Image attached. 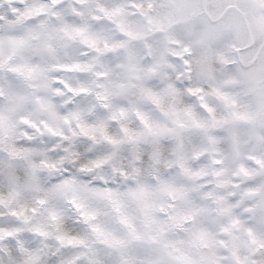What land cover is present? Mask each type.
Here are the masks:
<instances>
[{
  "label": "snow or ice",
  "instance_id": "obj_1",
  "mask_svg": "<svg viewBox=\"0 0 264 264\" xmlns=\"http://www.w3.org/2000/svg\"><path fill=\"white\" fill-rule=\"evenodd\" d=\"M0 264H264V0H0Z\"/></svg>",
  "mask_w": 264,
  "mask_h": 264
}]
</instances>
